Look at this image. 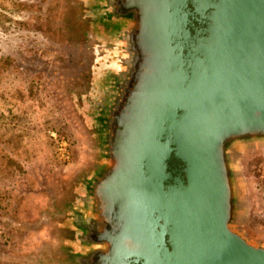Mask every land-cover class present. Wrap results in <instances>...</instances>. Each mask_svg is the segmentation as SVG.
Wrapping results in <instances>:
<instances>
[{
	"label": "water",
	"instance_id": "water-1",
	"mask_svg": "<svg viewBox=\"0 0 264 264\" xmlns=\"http://www.w3.org/2000/svg\"><path fill=\"white\" fill-rule=\"evenodd\" d=\"M109 64L71 264H264L237 154L264 147V0H92Z\"/></svg>",
	"mask_w": 264,
	"mask_h": 264
},
{
	"label": "rangeland",
	"instance_id": "rangeland-1",
	"mask_svg": "<svg viewBox=\"0 0 264 264\" xmlns=\"http://www.w3.org/2000/svg\"><path fill=\"white\" fill-rule=\"evenodd\" d=\"M91 1L0 0V67L12 81L0 87V264L66 262L75 247L68 202L96 164L89 97L101 68H91L92 51L107 38L86 17ZM237 161L241 230L264 244V147Z\"/></svg>",
	"mask_w": 264,
	"mask_h": 264
},
{
	"label": "flooded vegetation",
	"instance_id": "flooded-vegetation-1",
	"mask_svg": "<svg viewBox=\"0 0 264 264\" xmlns=\"http://www.w3.org/2000/svg\"><path fill=\"white\" fill-rule=\"evenodd\" d=\"M87 18H89V21L93 22L94 24L97 22V19L95 17V13L94 10L92 8H90V10L87 11ZM92 19H91V18ZM98 24H100L99 22H97ZM96 23V24H97ZM101 25V24H100ZM97 40V39H96ZM98 44V43H97ZM95 44V46H98V49L94 48V50L92 51V54H96V57L94 59V65L91 68H105L106 63L109 64V61L107 58H105L107 56V51L104 50L105 46H106V41L103 42V44L101 45H97ZM96 52V53H95ZM45 264H50V263H45ZM54 264H71V262H60V263H54Z\"/></svg>",
	"mask_w": 264,
	"mask_h": 264
},
{
	"label": "trees",
	"instance_id": "trees-1",
	"mask_svg": "<svg viewBox=\"0 0 264 264\" xmlns=\"http://www.w3.org/2000/svg\"><path fill=\"white\" fill-rule=\"evenodd\" d=\"M1 65V64H0ZM5 68H1L0 67V87L2 86V85H11V83H12V81L8 78V77H5L6 75H9L8 73H4L5 72V70H4ZM1 76H2V78H1ZM5 77V78H4ZM3 79H4V81H3ZM2 83V84H1ZM15 86V85H14ZM3 89V91L4 90H6V88H2Z\"/></svg>",
	"mask_w": 264,
	"mask_h": 264
}]
</instances>
